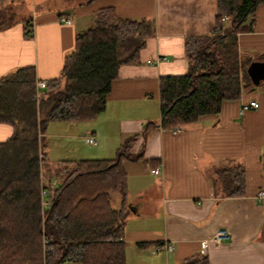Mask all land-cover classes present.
I'll list each match as a JSON object with an SVG mask.
<instances>
[{
  "label": "crops",
  "instance_id": "obj_1",
  "mask_svg": "<svg viewBox=\"0 0 264 264\" xmlns=\"http://www.w3.org/2000/svg\"><path fill=\"white\" fill-rule=\"evenodd\" d=\"M5 1L13 0H0ZM106 7L121 18L152 21L153 34L139 51L137 63L118 69L103 112L84 127H76L88 129L78 139L96 147L87 153L91 158H82L78 152L77 159L53 162L105 159L124 138L140 134L147 122H157L158 79L186 72L184 39L209 35L216 15V0H88L71 12L77 18L92 17ZM10 17L0 16V78L32 68L35 82L56 79L65 55L73 48L74 35L80 31L73 20L56 10L34 11L14 20ZM28 18L30 38L23 32V21ZM252 20L250 32L237 34V48L258 58L264 55V5L256 7ZM250 101L257 108L241 112V105ZM73 123L86 124H47L46 157L49 138L74 140L78 135L66 132L79 126ZM48 125L51 132L46 135ZM178 127L177 133L157 130L145 141L139 137L130 153L141 154V160L123 163L130 206L122 236L125 264H183L200 256L206 264H264L260 232L264 222V92L259 87L243 89L237 100L223 102L217 115ZM58 128L64 133L54 134ZM10 134L11 127L0 124V142ZM90 137L94 144L86 142ZM230 167L243 171L244 193L240 196H222V188L215 183V171ZM155 169L157 175L151 173ZM258 193H262L260 198ZM220 228L229 239L215 243L213 235ZM166 244L172 245L170 251L164 250ZM154 246L159 249L152 253ZM127 251L132 253L130 259Z\"/></svg>",
  "mask_w": 264,
  "mask_h": 264
},
{
  "label": "trees",
  "instance_id": "obj_2",
  "mask_svg": "<svg viewBox=\"0 0 264 264\" xmlns=\"http://www.w3.org/2000/svg\"><path fill=\"white\" fill-rule=\"evenodd\" d=\"M259 5L264 0H216L212 32L184 39L186 72L158 79V121L124 138L112 159L51 163L45 128L51 122L95 120L118 69L137 63L153 34L152 21L101 8L89 28L75 33L58 77L43 90H36L32 68L1 77L0 124L10 126L11 134L0 142V264H125L122 236L130 206L123 163L141 160V154L130 153L139 137L145 141L157 130L217 115L223 102L249 89L246 68L264 55L239 52L236 36L252 30ZM30 21H23L27 38ZM261 168L264 172V156ZM215 183L222 196L244 193L238 167L215 171ZM260 232L264 239V222ZM183 264H206V259L191 257Z\"/></svg>",
  "mask_w": 264,
  "mask_h": 264
},
{
  "label": "rangeland",
  "instance_id": "obj_3",
  "mask_svg": "<svg viewBox=\"0 0 264 264\" xmlns=\"http://www.w3.org/2000/svg\"><path fill=\"white\" fill-rule=\"evenodd\" d=\"M88 0H13V1H5L0 2V16L3 15H10V20H14V18L18 16H25L28 17L32 12H38L39 10H56L59 13H66L72 20L73 24L78 27L80 31L86 30L91 26V16L84 17V18H77L72 15L71 10L73 8L81 7L85 5ZM69 11V12H68ZM14 16V17H13ZM24 17V18H25ZM32 32V31H31ZM52 123V122H51ZM84 123H73L74 126L71 129H67L66 132L70 131L72 135H76L74 140H71L67 137L59 136V138H49L50 143H48L49 152L47 153V159L49 162L54 163L57 158H70V159H77L79 158V153H82L84 157L82 158H91L89 154L95 150V146H89L84 144L80 138L78 139L79 135H82L81 131L84 133H88V129L85 128H76V127H84L83 125L89 124V122ZM91 123V122H90ZM54 125H59L58 123H53ZM50 125H48L46 129V135L50 134ZM49 133V134H48ZM54 134H63L64 131L61 128L55 129L53 131ZM49 137V136H48ZM62 137V138H60ZM118 148V147H117ZM117 150V149H116ZM107 152V151H106ZM116 152H108L103 157L105 159H110L115 157ZM116 194V193H115ZM115 198L117 195H114ZM115 200V199H114ZM114 200L112 199V204H114ZM132 253L127 251V256L130 259Z\"/></svg>",
  "mask_w": 264,
  "mask_h": 264
},
{
  "label": "built area",
  "instance_id": "obj_4",
  "mask_svg": "<svg viewBox=\"0 0 264 264\" xmlns=\"http://www.w3.org/2000/svg\"><path fill=\"white\" fill-rule=\"evenodd\" d=\"M65 23H69V21L68 20H65L64 21ZM35 88H36V90L37 91H40V90H43L44 88H45V82H36L35 83ZM257 108V104H256V102L255 101H250V102H248L247 104H243V105H241V107H240V111L241 112H244V111H247V110H254V109H256ZM171 132H173V133H177V132H179V127H175V128H173V129H171ZM86 142L88 143V144H94V141H93V138L92 137H90V138H88L87 140H86ZM151 173L153 174V175H157L158 174V170L157 169H155V170H153V171H151ZM261 194L262 193H258V197L260 198L261 197ZM229 239V235H228V233L226 232V230L225 229H222V228H220V229H218L215 233H214V235H213V241L215 242V243H221V242H225V241H227ZM163 248H164V250L165 251H170L171 249H172V245L171 244H166V245H164L163 246ZM159 249V246H154L152 249H151V252L152 253H154L156 250H158Z\"/></svg>",
  "mask_w": 264,
  "mask_h": 264
},
{
  "label": "water",
  "instance_id": "obj_5",
  "mask_svg": "<svg viewBox=\"0 0 264 264\" xmlns=\"http://www.w3.org/2000/svg\"><path fill=\"white\" fill-rule=\"evenodd\" d=\"M250 90L260 88L264 92V61H253L246 68Z\"/></svg>",
  "mask_w": 264,
  "mask_h": 264
}]
</instances>
